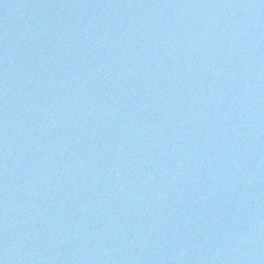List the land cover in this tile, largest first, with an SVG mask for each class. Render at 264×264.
<instances>
[{
  "label": "water",
  "instance_id": "95a60500",
  "mask_svg": "<svg viewBox=\"0 0 264 264\" xmlns=\"http://www.w3.org/2000/svg\"><path fill=\"white\" fill-rule=\"evenodd\" d=\"M0 264H264V0H0Z\"/></svg>",
  "mask_w": 264,
  "mask_h": 264
}]
</instances>
